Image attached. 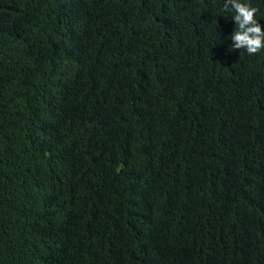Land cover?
<instances>
[{
	"label": "trees",
	"instance_id": "trees-1",
	"mask_svg": "<svg viewBox=\"0 0 264 264\" xmlns=\"http://www.w3.org/2000/svg\"><path fill=\"white\" fill-rule=\"evenodd\" d=\"M222 3L0 0V264H264V50Z\"/></svg>",
	"mask_w": 264,
	"mask_h": 264
},
{
	"label": "clouds",
	"instance_id": "clouds-1",
	"mask_svg": "<svg viewBox=\"0 0 264 264\" xmlns=\"http://www.w3.org/2000/svg\"><path fill=\"white\" fill-rule=\"evenodd\" d=\"M222 11L234 22L227 37L232 42L228 51L244 49L248 55H255L264 50V26L258 18L261 10L253 6L252 0H223Z\"/></svg>",
	"mask_w": 264,
	"mask_h": 264
}]
</instances>
